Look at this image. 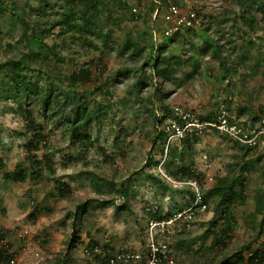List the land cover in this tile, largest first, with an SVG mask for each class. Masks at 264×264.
<instances>
[{
	"label": "rangeland",
	"instance_id": "obj_1",
	"mask_svg": "<svg viewBox=\"0 0 264 264\" xmlns=\"http://www.w3.org/2000/svg\"><path fill=\"white\" fill-rule=\"evenodd\" d=\"M176 1L182 9L200 13L202 29L208 28L226 54L238 55L247 50L249 37L256 40L257 48L264 50V30L252 31L241 21L234 26L230 20L242 12L236 0H104L99 21L100 25L104 24L102 40L65 29L58 23L66 7L73 2L7 0L0 4L8 7L0 14V61L27 53L30 49L27 34L31 36L35 29L51 27L45 42L49 47L53 46L57 54L46 51L41 58L32 60L35 69L28 73V78L43 87L55 84L67 88V77L73 71L87 67L91 78L76 90L78 94L82 91L88 94L91 108L99 112L102 106L106 112L100 120L94 119L92 124L84 127L82 131L91 134L92 142L83 144L72 138L62 114L54 113L59 107L45 111L39 102L29 103L22 94L14 100L0 86V158L4 161L0 166V230L5 233L6 242L11 244L16 259L13 264H98L89 249L91 244L98 245L99 250L107 246L115 251L143 247L150 238L146 227L153 213L176 212L186 199L180 191L164 186L166 182L176 185L172 181L174 178L166 177L164 163L167 156L164 155L158 165L148 160L151 156L155 160L160 157L159 143L154 145L152 142L157 126L151 111L160 115L164 104L186 106L199 112L225 98L237 99L254 108L263 101L262 96L235 95L237 90L232 81L230 86L228 79L222 81L218 62L200 54L199 46L203 44L200 31L182 36L172 46L173 54L184 62L179 76L194 70L196 63L200 65V72L193 79L179 86L178 81L163 82L158 78L139 92L133 88L138 78L135 69L144 63L150 50L133 58L130 53H121L125 41L131 38L141 42L142 46L160 43L164 32L163 23H160L161 28L158 24L162 19L159 14L165 12L160 6ZM45 5L48 7L45 13L34 10ZM132 8H137L138 13H133ZM246 10L254 11L255 8L248 5ZM12 12H19L20 16H13ZM107 34L105 45L103 41ZM242 44L245 46L240 50ZM191 56L193 58L189 59ZM234 57L236 61L240 60L238 56ZM245 64L241 63L235 74V78L242 79L238 86L256 90L264 80L260 75L249 76L250 68ZM126 68H130L129 77L121 74ZM168 92H171L168 97L162 96ZM147 96H151L152 103L146 100ZM60 101L63 105V99ZM27 112H32L35 126L41 124L40 129L47 135V143L42 142L41 149L32 153L25 147L34 135ZM53 115L57 117L51 121ZM178 141L175 139L172 144ZM238 151L230 140L211 132L193 145L182 163L194 162L196 169L210 180L224 175L228 163H236ZM36 159L43 162V168L39 169L40 179L31 174L33 169L36 171L31 164ZM47 160L52 162L54 176L46 168L48 164H44ZM18 165L27 169L28 178L21 182L5 179L4 174L14 171ZM158 172L166 182L159 176L161 181L150 178V174L157 176ZM244 177L248 182V197L244 204L235 208L236 227L230 233L227 247L209 248L212 234L207 231L208 222L220 217L211 206L209 211L202 210L197 214L186 227L181 249L176 248L177 238L170 239L169 246L175 253L174 264H217L223 254L241 248L256 233L262 215L255 213L254 195L264 179L260 167L246 172ZM57 178L70 185L72 191L67 196L61 195L56 188ZM102 179L115 183L116 187L127 181L129 197H121L116 191L100 192L94 182H102ZM87 201V211L76 217L77 206ZM125 202L128 210H119L118 206ZM178 214L176 218H180ZM181 228L179 226L177 231ZM73 235L76 236L75 246L70 247ZM263 241L264 234L242 255L248 256Z\"/></svg>",
	"mask_w": 264,
	"mask_h": 264
},
{
	"label": "trees",
	"instance_id": "obj_2",
	"mask_svg": "<svg viewBox=\"0 0 264 264\" xmlns=\"http://www.w3.org/2000/svg\"><path fill=\"white\" fill-rule=\"evenodd\" d=\"M64 1L67 3L73 2L74 4L70 7H66V10L62 13V18L58 23L63 24L65 29L67 28L68 30L82 32V34L86 33L91 36H97L102 40L104 24L100 25L99 21L101 18L100 7L104 0ZM6 2L7 0H0V4H5ZM236 3L239 5L240 9H242V12L230 19L233 21L234 26H237L238 22L241 21L252 31L264 30V0H236ZM170 4L179 5L176 1L175 3L170 2L165 4V6H162L161 4L160 7L164 8V11H166ZM248 5L254 7L255 10L247 12L248 10L246 9ZM7 9V6H0V14L6 12ZM46 9H48L46 5L41 6L38 9L34 8V10L39 14L41 12L45 13ZM132 9L134 10L133 13H138L137 8ZM190 10L196 12L199 23L196 25L185 26L183 30L176 31L170 35L162 33L161 35L164 37L160 43L154 44L151 42L150 46H142L140 44L141 42L127 38L125 41L126 45L124 49L121 50V53H130L131 57L137 58L141 57L148 49L150 50L144 60V63L139 68L135 69L138 78L134 82L133 88L139 92L142 87L150 85L151 82L158 78H160L163 82L178 81L179 86H182L193 79L200 72V65L196 63L194 70L185 73L184 76H179L178 73L184 62L177 57V55L173 54L174 48L172 46L174 43L180 41L182 36L192 33L198 34L200 31L199 35L203 37V44L199 46L201 56H210L218 62V66L221 70V79L222 81H226L228 79V86L231 85L232 81L233 88L237 90L234 94L239 96L245 94L248 97L256 95L264 98V82L258 89L249 90L245 86H238L239 81L242 79L238 80L235 78V74H238L239 65H241V63H246L245 65L250 68V72L248 73L249 76L255 77L260 75L264 80V50L257 48L256 40L249 37L246 41V47H248V49L242 51L238 55L226 54L223 46L220 44V41L209 34L208 28L202 29L203 20L200 13L194 9ZM259 13L261 14V17L258 16ZM12 15L16 17L20 16L19 12H12ZM159 16H162V13H160ZM36 23L37 21L35 24ZM160 23L161 21H159L158 24ZM56 24L57 22L54 23V25ZM51 29V27H44L40 30H33L31 36L27 34L30 45V49L27 53L22 54L19 58H11L6 61H0V86L4 91H7L8 95L14 100H18L20 94H22L29 103L39 102L45 111L48 108L53 109L59 107L58 109H54V113H59L57 114L58 116L62 114V117L68 123V129L70 130L72 138H77V140L83 141V144H87V141L92 142V136L88 132H83L82 130L84 127L92 124L94 119L100 120V117L106 113L104 112L102 106L99 107V112L91 108L88 94L84 91L78 94L76 90L77 86L90 80L91 72L89 69L87 67H82L78 72L73 71L70 76L67 77V88L55 84H50L49 87H43L38 83L32 82V80L28 78V73L35 69L31 64L32 60L41 58L42 54L46 51L57 54V52L54 51L53 46L49 47L45 42V38L49 35ZM24 31H26V27L24 28ZM108 37L109 34L105 36L106 40L103 41L105 45H107ZM244 46L245 44H242V46H240V50H242ZM233 56H238L240 60L236 61ZM191 58H193V56L189 57V59ZM195 59L197 60V57ZM121 74L125 77H129L130 68H126L123 72H121ZM54 75L57 76V74ZM59 77L62 78V76ZM234 79H236V81H234ZM171 92L163 93L162 96L165 95L168 97ZM61 99L64 101L63 105H60ZM146 100L152 103L151 96H147ZM249 100L251 101V98H249ZM176 106L177 105L169 107L162 104L160 115H157L154 110L151 111L154 123H156L157 126V134L153 136L152 142L154 145L159 143L157 152L160 157L155 160L153 156H151L148 160L150 163L158 165L163 156L166 155L167 157L164 163L165 171L167 175L174 178L179 183L173 185L166 182V179L160 172L157 173V176L153 174H150L149 176L157 181H161L160 178L163 179L167 183L164 185L166 188H172L173 190L180 191L186 196V199L185 202L179 206V209L176 212L161 214L155 211L151 219L147 222L146 230H148L151 222H167L172 218H176L179 211H190V213L184 214L180 218L174 219L173 222L166 224L164 228H158L154 234L156 244L160 245L162 243H166L169 245V243H171L170 239L177 238V242L175 244L176 248L181 249L184 241V237L182 236L186 227L193 222L197 214H199L202 210L209 211L211 206H213L212 210L216 215L220 214V217L208 222L207 231L212 234L211 246L209 248L225 249L227 247L228 240L230 239V233L236 227V218L234 214L235 208L239 204H244L248 197V182L246 181L244 175L246 172L249 173L251 169L254 170L257 167H260L264 179V149L241 145L236 141L234 142L230 140L232 147L239 150L236 163H228L227 171L224 175H217L215 178L211 177L209 180L196 169L194 162L191 161L186 164L182 162L193 145L198 143L202 137L210 134L211 132H208L207 134H188L179 139L178 142L170 144L166 150V143L169 134L165 129V121L168 117L173 115V111ZM221 106L228 109L229 112L235 115L239 120L247 119L256 121L260 114L264 111V99L256 106V108H254L250 105L239 102L237 99L234 101L231 98H225L222 101L215 102L212 107L200 110L197 114L202 119H211L215 116V113ZM183 107L187 108L186 106ZM57 115H53L54 117L51 118V121L56 120L55 117H57ZM26 117L28 121L32 123L31 130L34 132V135L25 144V147H27L29 153H32L35 150L41 149L40 145L42 142L44 144L47 143V135L40 129L41 124H37L35 126V121L32 118V112H27ZM225 139L229 141L228 138ZM3 164V158H0V166H3ZM31 164L34 168H36V171L33 169L31 173L32 176L40 179L41 174L39 169L43 168V162L36 159L33 160ZM44 164H48L46 168L49 169L52 176H54L55 169H53L52 162L47 160ZM4 178L15 182L25 181L28 178L27 169L18 165L14 171L6 172L4 174ZM188 179H193L198 182L200 186L199 201L196 200L195 189L188 183H182L186 182ZM127 181L129 183L131 178L129 177ZM127 181H122L116 187L115 183H108L102 179V182H94V185L100 192L109 191L111 193L112 191H116V194L119 196L128 198L129 187ZM55 182L56 188L61 195L67 196L71 193L72 189L67 182L58 178ZM106 202L110 203L109 200ZM254 202L256 215H262V219L257 223L259 228L249 241L241 248L231 252L230 254H223L217 264H264V241L258 249L251 252L248 256L242 255L245 249H250L253 242L261 239L264 234V180L262 187L256 189ZM88 203L89 201L79 204L74 215L76 217L81 215L80 213L84 215L87 211ZM111 204H114V202L111 201ZM203 205H205V209H202ZM128 208L129 206L126 202L121 206H118L119 210H128ZM71 215L72 213L69 214V216ZM179 226H182V228L180 231H177ZM163 237L165 240H163ZM75 241L76 236L73 235L70 247L75 246ZM144 244L145 245H142L143 247L140 248L117 251L112 248H108L107 246L99 250L98 245L91 244L89 245V249L94 254V258L98 264H107L108 259L112 256L136 250L140 251L142 256L141 261L138 264H146L150 254V246L148 240L145 241ZM168 255L169 258H172L174 261L175 253L170 246L168 247ZM12 258L13 253L11 252V244L6 242V235L0 230V263H10ZM161 259L162 260L158 264H168L167 258L161 257Z\"/></svg>",
	"mask_w": 264,
	"mask_h": 264
},
{
	"label": "built area",
	"instance_id": "obj_3",
	"mask_svg": "<svg viewBox=\"0 0 264 264\" xmlns=\"http://www.w3.org/2000/svg\"><path fill=\"white\" fill-rule=\"evenodd\" d=\"M163 23V32L170 35L179 30H183L185 26L196 25L199 19L195 11L184 10L179 5L170 4L162 15L160 20ZM165 129L169 136L166 143V150L172 142L181 139L192 133L207 134L215 132L220 136L236 141L241 145L250 147H259L264 149V111L260 114L256 121L247 119L239 120L235 115L231 114L224 106L219 107L215 116L211 119H202L197 112L183 106H176L173 115L165 121ZM167 152V151H166ZM169 178L168 175H166ZM172 180L171 178H169ZM175 183H179L177 180ZM190 184L196 191V200H200V186L196 180L188 179L186 182ZM205 209V205L202 206ZM190 211L181 212L179 217ZM176 219V218H175ZM173 222V220L171 221ZM170 221L151 222L148 227L150 238H148L150 246V254L146 264H158L163 258L168 259V264H173L172 258H169L168 247L166 243L156 244L154 234L158 228H164ZM162 255V256H161ZM140 251H130L112 256L108 259L107 264H138L141 261ZM16 259L12 258L10 263H15Z\"/></svg>",
	"mask_w": 264,
	"mask_h": 264
}]
</instances>
